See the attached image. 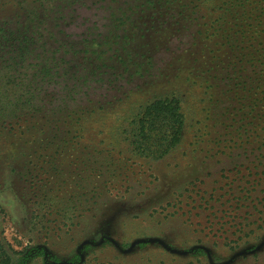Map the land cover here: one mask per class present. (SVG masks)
<instances>
[{"label":"rangeland","instance_id":"374dc122","mask_svg":"<svg viewBox=\"0 0 264 264\" xmlns=\"http://www.w3.org/2000/svg\"><path fill=\"white\" fill-rule=\"evenodd\" d=\"M123 1L76 3L72 24L44 31L51 57L79 47L81 119L35 101L0 121V260L264 264V0ZM13 5L0 23L26 10ZM169 94L180 141L138 153L118 128Z\"/></svg>","mask_w":264,"mask_h":264},{"label":"trees","instance_id":"16d2710c","mask_svg":"<svg viewBox=\"0 0 264 264\" xmlns=\"http://www.w3.org/2000/svg\"><path fill=\"white\" fill-rule=\"evenodd\" d=\"M86 1L0 0V9L10 2L14 4L15 8L17 6L26 8L24 11H19L17 8L7 21L0 23V41L2 42V48H0L2 53L0 84L4 88L0 93V107L2 106L0 108V121L2 123L7 120H10L11 124L17 123L21 118L23 120L24 117L28 116L30 112H36L39 107H35V101L42 104L43 110L48 109L46 108L47 103L54 102V107L58 109L59 113L69 116L72 112H76L77 120L81 119L82 115L78 113L84 111L87 100L82 103L80 92L85 95V91H83L79 81H72L73 85L68 81L71 79L69 75L72 73V57L78 55L77 49L79 50V47L75 49L74 45H66L67 41L64 40L58 47L60 53L64 55L60 58L51 57L49 55L51 49L46 45L47 41L43 39L45 38L44 31L49 30L51 22L56 27L72 24L78 16L72 10L74 4L80 3L81 5ZM88 1H92L94 4H103L102 2L106 0ZM111 1L118 3L120 0ZM128 5L133 6L131 0H124L119 8L122 10ZM23 16L26 17L24 23L21 22ZM113 19L117 21L119 17ZM11 23H14L15 26L11 27ZM112 37L114 40L116 35L113 34ZM67 55H70L71 58H68ZM92 57L91 55L83 59L86 64L91 65L94 63ZM38 74L41 75L40 79L37 77ZM75 79L73 77V80ZM55 81L58 91L45 87L46 84L49 85ZM60 92L66 93L70 97L62 96ZM57 93H60L61 98L56 96ZM88 102L90 103L91 99ZM80 107L83 108L78 109ZM27 119L31 120V117ZM24 121L26 122V119ZM184 125L185 115L182 111L181 100L178 96L169 94L154 98L142 105L136 115L118 130H120V136L126 135L130 145L138 153H147V156L151 154L162 156L180 141ZM55 136H57L56 133L50 134L49 138ZM49 148L43 147V150ZM11 260V256L7 255L0 260V264H23L20 260L14 263Z\"/></svg>","mask_w":264,"mask_h":264}]
</instances>
